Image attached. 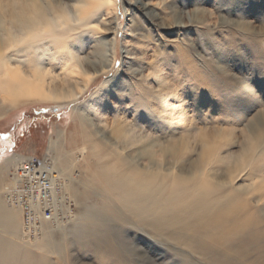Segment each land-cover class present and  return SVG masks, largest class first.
Masks as SVG:
<instances>
[{"label":"rangeland","instance_id":"1","mask_svg":"<svg viewBox=\"0 0 264 264\" xmlns=\"http://www.w3.org/2000/svg\"><path fill=\"white\" fill-rule=\"evenodd\" d=\"M53 3L75 5L74 0ZM8 4L0 0V16L6 17ZM92 23L68 38L47 40L52 47L45 56L61 51L89 60L84 74L70 83L55 78L54 85L74 97L0 99V154L38 157L49 167L53 159L50 174L59 178L54 193L31 207L37 226L31 239L22 230L17 171L0 172V205L14 221L12 243L45 264H208L174 244L168 247L162 238L139 234L140 228L118 221L113 211H104L103 219L114 222L96 226L93 235L76 234V224L92 206L116 204L115 197L123 196L120 190L107 200L90 195L104 181V168L126 171L135 164L130 156L149 147L168 150L155 158L171 176L200 157L230 169L228 177L218 171L223 194L236 189L235 209L248 214L251 231L261 233L263 241L264 136L253 143L250 124L264 117V0H109ZM51 61L45 60L46 69ZM50 142L55 143L51 150ZM110 151L115 160L98 162L93 155ZM26 201L29 208L35 202ZM46 206L54 210H47L49 217ZM116 222L119 228H111ZM0 235L6 237L3 227ZM250 251L243 264L256 259L264 264V252L253 244ZM115 254L122 259L115 260Z\"/></svg>","mask_w":264,"mask_h":264},{"label":"bare ground","instance_id":"2","mask_svg":"<svg viewBox=\"0 0 264 264\" xmlns=\"http://www.w3.org/2000/svg\"><path fill=\"white\" fill-rule=\"evenodd\" d=\"M74 1V7L69 9L54 5L55 0H9L7 5L9 11L6 17L0 16V99L2 102L3 100L9 102L16 97L59 101L75 96L70 91L59 90L54 85L55 78L62 76V82L70 83L73 77L84 74L83 65L89 63V60L76 54H63L61 51L50 57L45 56L47 54H44L45 51L52 47L47 40L57 42L60 38H68L74 31H84L82 29L93 27L92 19L101 13L102 9L109 4V0H93L89 3L83 0ZM105 48V43L100 45L103 53ZM103 53L101 57L104 56ZM50 59L52 61L46 63L48 66L46 69L45 60L50 61ZM27 61L30 62L28 65ZM54 61L56 65L53 64ZM57 68L60 72L55 74L54 71ZM106 68L108 70L109 67ZM250 125L252 140L256 144L264 136V117ZM49 145L51 150L55 143L50 142ZM158 148V151L149 147L135 152L130 156V160L135 164L126 171L109 166L104 168V181L96 184L97 187L91 191L90 195L93 198L102 196L107 200L108 194L112 197L114 192L120 190L123 196L115 197L118 202L116 204L111 200L112 202L109 201L101 206L98 204L92 206L85 216L83 215V220L76 224L77 235H93L96 226L114 222L113 217L106 221L103 219L104 211L108 210L119 216L118 221L123 224L134 223L136 228H140L139 234L142 231L145 236L152 239L162 238L161 240L168 247L174 244L175 249L186 252L189 257L201 258L208 264H243L242 260L250 257L252 244L255 249L264 252V240L260 242L262 234L251 231L248 214L240 216L235 209V202L238 199L236 189L231 188L227 194H223L221 178L231 175L230 169L228 172L227 169L222 168V163L200 157L198 161L191 162L188 168L181 165L177 169L176 176H171L169 168L163 163L161 165L155 158L158 152L163 153L168 150L163 147ZM173 151L171 153L174 155L175 151ZM93 155L97 157L98 162L116 159L113 151ZM26 160V158H9L0 154V172L6 174L12 168V173L17 171V178H19L27 173L25 169H22V164L28 162ZM43 161L41 168H37L36 173L33 172L35 175L41 176L46 172L50 174L53 167L55 168L53 159L51 161L54 166L50 164L51 167L45 160ZM218 171H222L223 176L218 174ZM93 178L97 180L98 176L94 175ZM23 183L20 184L22 194L19 195L20 201L27 207V210H21L23 225H28L29 229L35 230L33 227L35 212L31 207L37 206L39 198L43 201L44 194L54 193L55 179H51V190L44 193L32 192V187L25 184L27 186L24 188ZM41 188L43 184L38 189L41 191ZM99 188L102 189L103 194H99L97 190ZM8 195L7 199L11 201ZM176 195L178 197L175 198ZM30 197L35 202H32L29 208L26 200ZM181 199L185 201L182 202ZM15 201L18 203L17 194H15ZM47 210L51 209H47L46 206ZM10 218L9 211L2 209L0 205V227H3L6 235V237L0 235V264H45L41 256L34 257L23 247L17 248L12 243L10 238L14 232L12 225L14 221ZM239 220H241L240 223ZM141 227L151 229L150 232L153 235ZM111 228L118 229L119 225L116 222ZM238 239H244V241L238 242ZM106 246L109 247V245ZM109 248L112 249V246ZM119 258L120 256L115 254L114 259H122ZM259 263L262 264L261 259H256L255 264Z\"/></svg>","mask_w":264,"mask_h":264},{"label":"built area","instance_id":"3","mask_svg":"<svg viewBox=\"0 0 264 264\" xmlns=\"http://www.w3.org/2000/svg\"><path fill=\"white\" fill-rule=\"evenodd\" d=\"M28 162H24L22 164V169H25L27 171V173L21 175L18 180H22L21 183H23V187L25 188L27 185L25 184H29L32 187V192H40V193H44L45 191H50L51 190V179L52 177H55L54 179L59 181V178L56 175H50L47 172L46 173H42L41 176L40 174H34L36 173V169L37 168H41L42 164L44 163V161L38 157H34V156H30L27 158ZM43 168V167H42ZM34 172V173H33ZM41 178V180H40ZM43 184V188H41V191L38 189L39 187H41ZM46 197H49V194H44ZM42 196L45 198V196ZM48 200V199H47ZM67 202V201H66ZM68 203V202H67ZM22 204V202H21ZM69 206H71L68 203ZM72 209V208H71ZM70 209V211H71ZM22 210H27V207L25 205L22 204ZM51 214V212H45L46 217H49ZM23 232L25 234H27L29 236V238H33L35 236L34 230L29 229L28 225H23L22 228Z\"/></svg>","mask_w":264,"mask_h":264}]
</instances>
